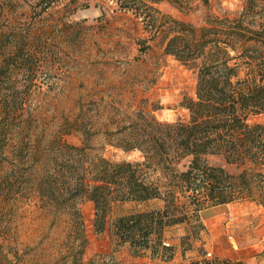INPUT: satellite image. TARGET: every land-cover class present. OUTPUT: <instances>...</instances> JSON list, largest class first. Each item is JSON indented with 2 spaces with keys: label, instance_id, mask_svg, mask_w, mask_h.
<instances>
[{
  "label": "trees",
  "instance_id": "1",
  "mask_svg": "<svg viewBox=\"0 0 264 264\" xmlns=\"http://www.w3.org/2000/svg\"><path fill=\"white\" fill-rule=\"evenodd\" d=\"M57 1L79 0L38 4L46 9ZM161 1L191 10L187 0H98L93 5L100 9L99 18L107 11L124 10L142 16L149 39L159 36L164 54L195 70L194 96L180 102L186 120L159 121L138 111L127 121H111L113 128L110 123L94 128L90 118L78 114L53 126L29 111L25 98L35 93L27 83L30 79L19 90H2V77L9 78L14 56L25 50L12 38L11 28L0 30V210L33 203L46 214L65 216L74 234L63 248L34 252L33 263L145 264L117 260L118 247L126 245L130 258L147 259L149 264H242L208 259L201 248L197 257L174 263L175 247L165 241V231L188 226L179 239L184 256L205 230L201 210L251 198L252 178L264 181V124L249 123L250 117L264 113V23L249 18L252 0L236 14L205 13L200 26L152 6ZM78 5L88 8L90 0ZM25 54V62L32 63ZM30 63L26 70L31 72ZM71 133L81 135L80 145L65 140ZM98 133L106 144L138 150L140 159L113 161L90 153L89 141ZM210 156L242 169L230 174L222 164L211 165ZM86 200L93 203L96 234L105 231L115 202L157 200L161 205L111 219L110 247L90 250L77 207ZM9 255L0 251V264H8ZM11 256L14 262L20 260Z\"/></svg>",
  "mask_w": 264,
  "mask_h": 264
},
{
  "label": "rangeland",
  "instance_id": "2",
  "mask_svg": "<svg viewBox=\"0 0 264 264\" xmlns=\"http://www.w3.org/2000/svg\"><path fill=\"white\" fill-rule=\"evenodd\" d=\"M252 1L249 18L255 24L264 23V0ZM79 2L81 0L77 3L57 1L42 9L38 0H0V30L11 28L12 38L25 50L14 56L9 78L2 77V90H19L30 79L27 83L30 82L35 93L25 98L29 111L51 125L78 114L90 118L94 128H100L104 123H110L109 128H113L111 121H127V116L138 111L159 121L186 120L187 111L180 102L183 97L194 96L195 70L164 54L159 36L149 39L145 31L148 24L142 16L124 10L107 11L104 17L99 18L100 9L93 5L98 0H90L88 8H80ZM246 2L207 0L204 5L202 0H187L191 6L188 11L168 1L152 6L170 17L200 26L205 13L236 14L243 10ZM25 53L30 54L32 63L31 60L25 62ZM29 63L31 72L26 70ZM249 123L264 124V113L250 117ZM64 138L70 144H81L79 133H71ZM89 144L91 148L87 151L113 161H134L141 157L138 150L123 151L106 144L99 133L91 137ZM208 161L211 165L222 164L233 175L242 169L224 165L220 157L210 156ZM250 190L251 198L227 203L228 212L221 221L226 234L223 236L231 237L233 245L254 251L255 258L250 260V264H264V181L260 176L252 178ZM160 205L157 200L115 202L106 218L105 231L96 234L92 227L93 203L82 201L77 207L82 216L88 249L110 247L108 224L111 219ZM187 227L186 224H178L165 231V241L175 247L174 263H180L182 257L186 260L197 257L201 248L208 259L247 264L243 260L220 258L212 253L207 255L212 242L206 227L192 248L182 256L179 239L186 234ZM71 230L65 216L46 214L33 203L1 209L0 251H10L20 259L14 262V257L9 255L8 264H41L32 262L33 253L65 247L74 236ZM116 257L123 263H150L147 259L130 258L126 245L118 247Z\"/></svg>",
  "mask_w": 264,
  "mask_h": 264
},
{
  "label": "crops",
  "instance_id": "3",
  "mask_svg": "<svg viewBox=\"0 0 264 264\" xmlns=\"http://www.w3.org/2000/svg\"><path fill=\"white\" fill-rule=\"evenodd\" d=\"M228 208V204H220L201 211V221L208 229L212 242L207 248L210 250L207 253L220 258L243 260L250 264V260L255 258L254 251L242 245H233L230 241L231 237L223 236L226 234L222 230L221 221L226 216Z\"/></svg>",
  "mask_w": 264,
  "mask_h": 264
},
{
  "label": "built area",
  "instance_id": "4",
  "mask_svg": "<svg viewBox=\"0 0 264 264\" xmlns=\"http://www.w3.org/2000/svg\"><path fill=\"white\" fill-rule=\"evenodd\" d=\"M207 255H210L209 253H207Z\"/></svg>",
  "mask_w": 264,
  "mask_h": 264
}]
</instances>
